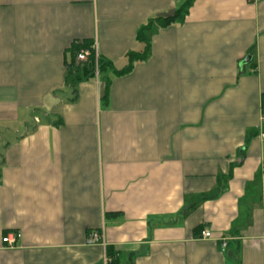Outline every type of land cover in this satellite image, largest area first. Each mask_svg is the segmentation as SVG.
Masks as SVG:
<instances>
[{
    "label": "crops",
    "instance_id": "1",
    "mask_svg": "<svg viewBox=\"0 0 264 264\" xmlns=\"http://www.w3.org/2000/svg\"><path fill=\"white\" fill-rule=\"evenodd\" d=\"M184 1L0 0V264H264V0Z\"/></svg>",
    "mask_w": 264,
    "mask_h": 264
},
{
    "label": "trees",
    "instance_id": "2",
    "mask_svg": "<svg viewBox=\"0 0 264 264\" xmlns=\"http://www.w3.org/2000/svg\"><path fill=\"white\" fill-rule=\"evenodd\" d=\"M194 0H185L182 5L174 11V13L169 16V17H157L154 19V22L160 27V28H166L168 26H171V24H177V23H181L184 19L185 16L188 13L189 8L191 7L192 3ZM147 27H145L144 29L140 30V33L138 35V41L139 42H143L144 39H142V35L144 30ZM81 51H87L88 55L85 58L84 61H78L77 60V56ZM147 52H148V48L146 45L145 48V52L141 53V54H135V53H131L129 54L128 58H129V65L127 66V68L123 69L122 71L119 72H115L114 75L115 76H121L123 74H126L127 72H129L131 70L132 65L135 62H141L144 61L147 57ZM94 49L92 48V45L90 43H81V44H77V45H73L72 47H70V57H71V64H69L67 66V70L69 69V67L74 68V69H79L83 75V77H86L88 79L90 78H94L95 74H100L102 73L106 67L108 65H106V63H104L102 60H100L98 57H96V55H94ZM69 71V70H68Z\"/></svg>",
    "mask_w": 264,
    "mask_h": 264
},
{
    "label": "built area",
    "instance_id": "3",
    "mask_svg": "<svg viewBox=\"0 0 264 264\" xmlns=\"http://www.w3.org/2000/svg\"><path fill=\"white\" fill-rule=\"evenodd\" d=\"M73 3H81L84 2L86 0H70ZM88 52L87 51H81L78 56H77V60L78 61H84L85 58L87 57ZM261 106H260V121L262 123V125H264V98L262 99ZM264 131H262V134ZM19 238V235H15V236H10V235H6L5 237L2 238V243L3 244H7L8 247H12L15 243V240ZM201 238L203 239H210L211 238V234L208 231H203L201 233ZM90 240L92 241V243H100V238L98 236V234H92Z\"/></svg>",
    "mask_w": 264,
    "mask_h": 264
},
{
    "label": "rangeland",
    "instance_id": "4",
    "mask_svg": "<svg viewBox=\"0 0 264 264\" xmlns=\"http://www.w3.org/2000/svg\"><path fill=\"white\" fill-rule=\"evenodd\" d=\"M98 77V75H95V78Z\"/></svg>",
    "mask_w": 264,
    "mask_h": 264
}]
</instances>
